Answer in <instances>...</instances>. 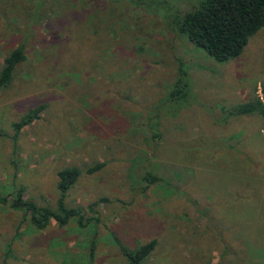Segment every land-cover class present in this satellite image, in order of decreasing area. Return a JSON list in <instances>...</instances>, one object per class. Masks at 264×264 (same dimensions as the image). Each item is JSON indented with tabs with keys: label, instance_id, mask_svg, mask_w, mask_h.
Wrapping results in <instances>:
<instances>
[{
	"label": "rangeland",
	"instance_id": "rangeland-1",
	"mask_svg": "<svg viewBox=\"0 0 264 264\" xmlns=\"http://www.w3.org/2000/svg\"><path fill=\"white\" fill-rule=\"evenodd\" d=\"M143 1L0 0V68L24 54L0 89V191L54 208L75 167L63 201L92 221L35 230L0 203V264H88L91 237L89 264H124L114 239L155 240L141 264H264V119L228 114L264 103V26L219 62L169 29L188 3Z\"/></svg>",
	"mask_w": 264,
	"mask_h": 264
},
{
	"label": "trees",
	"instance_id": "trees-1",
	"mask_svg": "<svg viewBox=\"0 0 264 264\" xmlns=\"http://www.w3.org/2000/svg\"><path fill=\"white\" fill-rule=\"evenodd\" d=\"M94 1V0H91ZM110 3L112 0H105ZM188 7L174 11L171 16L169 29L185 35L187 40L196 47L204 50L215 61H226L236 57L247 43L248 38L259 28L264 26V0H183ZM132 4L142 6L143 0H132ZM24 60V54L20 46L11 49L3 58L0 68V89L5 88L10 82L16 66ZM180 84L179 77L175 81ZM177 91V90H176ZM176 91H171L176 92ZM41 106L30 109L19 120L12 122L14 133L28 124L36 117ZM256 113L264 119V103L255 98L243 104L233 106L228 114ZM155 134V133H154ZM100 164L88 169V172L96 171ZM79 170L75 167L61 169L56 172L58 197L55 207L36 205L33 201L23 197L22 190H14L2 193L0 191V203L9 209L21 213L22 219L35 230L43 229L51 221L57 226L66 225L74 221L77 228L82 230L91 225L90 217L82 212L80 207L66 206L63 198L66 190L75 181ZM141 181L146 184L154 183L157 177L145 172ZM146 186V185H145ZM120 254L124 264H141L153 249L155 240L151 239L132 249L122 246L117 239ZM88 264L93 257L94 238L88 241ZM9 253V243H6L5 254Z\"/></svg>",
	"mask_w": 264,
	"mask_h": 264
}]
</instances>
